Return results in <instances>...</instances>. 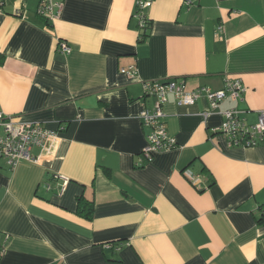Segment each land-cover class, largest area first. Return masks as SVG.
<instances>
[{"label":"crops","instance_id":"0c3cea01","mask_svg":"<svg viewBox=\"0 0 264 264\" xmlns=\"http://www.w3.org/2000/svg\"><path fill=\"white\" fill-rule=\"evenodd\" d=\"M153 1L141 40L136 0H53L48 22L40 0H0V112L58 132L35 161L0 159V264H264V144L213 131L224 109L249 124L264 111V0ZM237 77L243 100L216 111L169 94L177 146L139 165L155 101L144 81L219 90Z\"/></svg>","mask_w":264,"mask_h":264},{"label":"built area","instance_id":"2783aa9c","mask_svg":"<svg viewBox=\"0 0 264 264\" xmlns=\"http://www.w3.org/2000/svg\"><path fill=\"white\" fill-rule=\"evenodd\" d=\"M153 0H136V14L140 17V26L145 28L147 25L145 12L152 7ZM188 3L194 0H187ZM61 3L53 0H40L37 7V14L47 21L58 16ZM18 15L20 11L16 12ZM222 27L220 26L219 29ZM60 49L65 53H70L71 47L61 41ZM122 72L135 75L136 69H122ZM145 96L155 99L152 108H145L141 111L140 116L146 126L150 127L147 136L148 144L143 150L142 158L139 165H144L153 159L156 153L172 150L177 146L175 138L169 135L165 123L164 106L168 102L169 94H174L177 101L183 104H194L200 98L206 97L209 101L210 110L216 111L221 104L230 99L234 102H240L244 98L246 88L240 77L227 78L222 89L214 90L208 86H200L195 90H187L185 80L166 79L152 80L143 82ZM209 113L207 111L205 116ZM245 110L238 106H233L220 111L223 117L222 124L214 128L213 131L220 133L226 140L229 147H256L264 144V111L260 112L258 122L249 124L244 117ZM0 159L13 168L20 161H35L37 159L31 152L34 147L41 148L43 152H52V142L58 137V132L45 129L42 125L36 123L17 122L16 118L7 116L0 112ZM191 179L194 177L188 174ZM66 178H64L65 180ZM67 179L65 183H67ZM64 184V183H63ZM47 189H52L50 184L46 185ZM63 186L59 189L62 193ZM1 253V251H0Z\"/></svg>","mask_w":264,"mask_h":264},{"label":"trees","instance_id":"16d2710c","mask_svg":"<svg viewBox=\"0 0 264 264\" xmlns=\"http://www.w3.org/2000/svg\"><path fill=\"white\" fill-rule=\"evenodd\" d=\"M45 21L48 22L46 19H45ZM146 22H147V25H146L145 28H143L144 32H143V34L141 36V40H144V39H146L149 36V32L148 31H149V29L151 27V23H150L149 19H147V17H146ZM93 209H94V203L92 201L87 200L83 196H80L78 198L77 214H79V215H81V216H83V217H85L87 219H92V217H93ZM259 222H263V220H260Z\"/></svg>","mask_w":264,"mask_h":264}]
</instances>
